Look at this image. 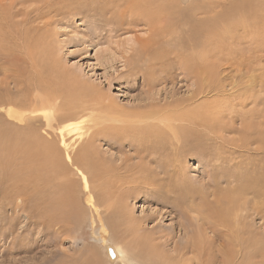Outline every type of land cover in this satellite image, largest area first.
Returning a JSON list of instances; mask_svg holds the SVG:
<instances>
[{
    "label": "rangeland",
    "instance_id": "rangeland-1",
    "mask_svg": "<svg viewBox=\"0 0 264 264\" xmlns=\"http://www.w3.org/2000/svg\"><path fill=\"white\" fill-rule=\"evenodd\" d=\"M123 1L0 0V264H111L107 247L132 240L121 238L113 209L101 203L114 177L82 178L65 157L60 129L72 112L73 122H84V143L109 131L95 141L99 165L125 166L118 167L124 174L149 162L170 180L183 173L197 197L185 199L176 186L170 198L158 185L132 192L127 213L146 236L156 232L159 246L132 257L125 248L115 264H226L225 249L241 231L236 223L247 227L253 250L243 243L248 250L236 252L234 244L230 264H264L257 253L264 248V0H154L163 17L154 23ZM204 55L205 70L194 73ZM206 71L210 89V81L201 84ZM10 107L25 112L27 123L9 120ZM156 123L160 143L144 152L133 137ZM39 137L59 147L73 176L60 174L44 150L27 155ZM72 139L65 135L75 158L81 143ZM223 193L244 210L231 218L234 227L217 218L234 206L220 201ZM52 201L71 212L69 222L47 223L46 212L57 209ZM193 234L202 250L193 248Z\"/></svg>",
    "mask_w": 264,
    "mask_h": 264
},
{
    "label": "bare ground",
    "instance_id": "bare-ground-1",
    "mask_svg": "<svg viewBox=\"0 0 264 264\" xmlns=\"http://www.w3.org/2000/svg\"><path fill=\"white\" fill-rule=\"evenodd\" d=\"M121 1V0H120ZM123 1V0H122ZM124 2V1H123ZM126 2V1H125ZM141 2H144L145 4H147V5H144V4H142ZM119 3H121V2H119ZM155 2H154V0H140V2H138L137 0H128L127 1V4L128 5H130L129 7L130 8H132L131 6L132 5H134V9H136L135 8V6H137V8L140 10V12H138L139 13V15L141 14V15H144L145 17H148V18H155V21H153V23L154 22H157V21H159V20H161L163 17H162V15H161V7L160 6H158L156 3L154 4ZM124 6H126V5H124ZM167 6H165L164 8L167 10V8H166ZM128 9V8H127ZM133 9V8H132ZM137 9V10H138ZM131 10V9H130ZM138 10V11H139ZM127 11V10H126ZM132 11V10H131ZM130 12V11H129ZM135 12H136V10H135ZM132 13H133V11H132ZM137 13V14H138ZM127 14V13H126ZM166 14V13H165ZM164 16H166V15H164ZM157 27V26H156ZM155 28V27H154ZM199 29V28H198ZM160 30H161V28H160ZM158 36V35H157ZM208 36H210V35H208ZM207 39V38H206ZM209 40V39H208ZM192 42V41H191ZM199 42V41H198ZM205 42V41H204ZM182 49V48H181ZM178 50H180V49H178ZM155 53V52H154ZM158 56V55H157ZM196 57V56H195ZM207 56L206 55H204V56H202V57H200L199 56V58H198V64L196 65V68H193L192 67V70H193V72L195 73V72H198V71H201V70H205L204 68H205V58H206ZM158 58V57H157ZM191 58V61H194V60H197V58H194V57H190ZM201 58H203V60L201 59ZM209 60V59H208ZM202 62V63H201ZM162 71V70H161ZM209 72L211 73V75L213 76V74H212V72L211 71H206V72H203V73H207V75H208V77H207V79H204V80H202V82H201V84H204V85H207V81L209 82V86H208V88L210 89V87L212 86V84L211 83H213V80L209 77ZM156 75V74H155ZM201 75V74H200ZM205 75V74H204ZM216 78V77H215ZM201 80V79H200ZM215 80V79H214ZM216 86V85H215ZM206 90V89H205ZM204 93V92H203ZM200 94V93H199ZM85 98V97H84ZM230 102V101H229ZM183 103V102H182ZM72 104V103H71ZM74 104V103H73ZM80 106H81V104H80ZM21 110V109H20ZM20 110H17V108H12V107H10L9 109H8V112L6 113L7 114V117L9 118V120H12L13 122H15V123H17V124H19V125H24V124H26L27 123V114L25 113V112H23L22 110L20 111ZM163 111V110H162ZM189 111V110H188ZM27 112V111H26ZM72 112V111H71ZM28 113V112H27ZM148 113V112H147ZM169 113V112H168ZM196 113V112H195ZM77 114V113H76ZM167 114V113H166ZM197 114V113H196ZM201 114V113H200ZM78 115H80V114H78ZM155 115V114H154ZM161 115V114H160ZM159 115V116H160ZM149 116V115H148ZM217 116H218V114H217ZM66 118H63L64 120L66 119L67 121L63 124V125H61L62 127H61V129H60V135L62 136V138H61V141H62V146L65 148V150H66V154H65V157H66V159L68 160V161H70L71 162V166H74V168H76L77 169V173H80V175H81V177L83 178L84 176H86V177H89L91 180H96V179H100L101 177H106V176H111V177H114V180H112L113 181V183H110V184H108L106 181H104L103 182V185L104 184H106L107 183V185H104L103 186V188L106 190V189H109V191H107V192H105V198H103L102 200H101V203H103V204H106L107 206H109V207H111V209H113L110 213H109V217H111V218H114L115 217V219H114V222H112V225H114V227H117V228H120V227H123V231H122V233H121V238H123V240H125V239H128V238H132V240L130 239V242H128V244L127 245H125V248H127L128 250H129V252H127L126 250H125V248H123V247H121V245H119V244H117V242H114V246H108L107 247V250H108V253H109V257H110V263L111 264H115V263H117L118 261L120 262V261H122L124 258H126L125 256H127L125 253L127 252V253H130V255H131V257L133 256L132 255V253L133 252H135L136 250H139V249H145L146 248V246L147 245H149V243H153V244H155V245H153L152 244V246H154V247H158L159 246V243H158V239L155 237V235H157V234H155L156 232L154 231V230H151V232H150V234H152L153 235V237H152V235H150V236H146L145 235V233H147V231L145 232V229H144V225L143 224H141V223H139V222H137L134 218H133V216L132 215H130V214H128L127 212H129V205H128V199H130L131 198V195H133V193L134 194H136V192L138 191L139 192V188H144V187H150L151 188V190L152 191H154V190H157V186L156 185H158V190H160V192H161V194L163 195H165V196H167L168 198H170L169 197V195H167V193L168 192H170L171 191V189L174 187V186H176V187H178L179 188V190H181V192H182V196L186 199H188L189 200V197H191V195L193 194V192H192V188H191V185L189 184V181L187 182V180H186V176L184 177V176H182V174L180 175L179 174V176L175 179V178H173V179H169V177H168V179L167 178H164V177H160V175L159 174H154L153 173V169H151L150 167V163L148 162H146V164H143V162L141 163L142 165H140L139 163V166L138 167H134V168H131V169H127L126 171H123L124 172V174H121V173H119V170L122 168L121 166V168L119 167V166H116V167H112V166H107V167H103L102 165H99L98 164V156H97V152H96V150H95V148H96V140L99 138V137H102L101 135H103V134H105V135H109V134H106L107 132H109V131H101V130H99V131H97V133H94L93 132V134H92V136L89 138L90 139V141L89 142H86V143H84L85 141H82L83 140V138L82 137H84L85 136V133H84V131H83V126H82V123H84V122H82V121H80V122H73L75 119H78L79 118V116H78V118H77V115H75V113L73 114V112L68 116H65ZM154 117H157V119H158V121L159 122H162L163 120H162V116L161 117H158V116H154ZM198 117H200L199 115L197 116V118ZM152 119V118H151ZM172 121H174L175 119L173 118V119H171ZM165 122V121H164ZM216 125V124H215ZM158 126H161L160 125V123H156V124H151L150 126H149V129H147V130H143V131H141V133H139L138 135H136L135 134V136L133 137V138H135L137 141H138V144L139 143H141V144H139L140 146L141 145H143V146H138V147H140L141 148V150L142 151H148V150H151L152 149V147H153V145L154 144H159L160 143V140L157 138V137H159V135H161V134H156L155 132V129L156 130H158ZM171 128V127H170ZM104 129V128H103ZM175 129V128H174ZM199 129V128H198ZM110 130V129H109ZM171 130V129H170ZM173 130V129H172ZM17 131V130H16ZM19 131V130H18ZM17 131V132H18ZM31 131V130H30ZM101 131V132H100ZM113 131V130H112ZM115 131V130H114ZM138 131H140V130H138ZM31 132H33V130L31 131ZM116 132H119V131H117L116 130ZM115 132V133H116ZM137 132V131H136ZM181 132V131H180ZM212 132H213V130H212ZM220 132V131H219ZM121 133V132H120ZM119 133V134H120ZM126 133H128V132H126ZM131 133V132H130ZM172 133L174 134V136H175V138L177 139V140H179V137L177 136V134H176V132H174V131H172ZM16 134V133H15ZM28 134V133H27ZM37 134V133H36ZM87 134V133H86ZM111 134V133H110ZM65 135L66 136H71L72 138H76V141H75V144L74 145H76V143L77 142H79V143H81L80 144V146L77 148L78 150H77V155L75 156V158H72V157H74V156H70V154H71V152H70V154H69V152L67 151L68 149H69V144H67V142L64 140V138H65ZM123 135H124V133H123ZM39 136V135H38ZM46 136H47V134H46ZM119 136H121V135H119ZM124 136H126V134L124 135ZM132 136H133V134H132ZM13 137H15V136H13ZM35 137H37V136H35ZM127 137H130V135L128 136L127 135ZM18 138V137H17ZM16 138V139H17ZM133 138H131V139H133ZM19 139V138H18ZM33 139V138H32ZM74 139H72V140H74ZM130 139V140H131ZM28 140V139H27ZM82 142H81V141ZM18 141V140H17ZM29 141V140H28ZM30 141H32V140H30ZM29 141V142H30ZM33 141H34V139H33ZM37 142H36V144L34 143L33 144V146H35L34 148H37V150L35 151V152H29L27 155L28 156H35L36 155V153L38 152V154H39V152L41 151V150H44V151H46L48 154H49V156H50V160H52V162L57 166V170H59L60 171V174L61 173H63V174H69V175H72L73 176V174H71V170L72 169H69V163H65L64 161H63V156L61 155V153H60V151H59V147H57L56 145H54V143H52L51 141H48L47 139H45V138H41V137H39L37 140H36ZM88 141V140H87ZM35 142V141H34ZM31 143V142H30ZM215 144V143H214ZM60 145V144H59ZM147 145H151L150 147H148V150H147ZM61 146V148H63ZM73 148V149H72ZM71 149L74 151V146H71ZM137 149H139V148H137ZM150 152V151H149ZM65 153V152H64ZM40 155H42V154H40ZM45 155H47V154H45ZM145 155H146V153H145ZM39 156V155H38ZM48 157V156H47ZM64 157V158H65ZM71 158H72V160H71ZM210 158V157H209ZM18 159V158H17ZM24 159H26V158H21V159H18V161L20 160V162L21 161H23ZM43 159H45V158H43ZM66 159H64V160H66ZM66 160V161H67ZM29 161V160H28ZM46 161V160H45ZM67 161V162H68ZM50 162V161H49ZM51 162V163H52ZM38 163V162H37ZM63 163H65V165H66V167H65V165H63ZM41 165H43V164H41ZM148 165V166H147ZM44 166V165H43ZM48 166H50L49 164H48ZM56 166H55V168H56ZM64 166V167H63ZM120 169H119V168ZM125 167V166H124ZM123 167V168H124ZM179 167V166H178ZM122 168V169H123ZM179 168H181V166L179 167ZM44 169V168H43ZM121 169V170H122ZM74 170V169H73ZM120 170V171H121ZM122 172V171H121ZM57 174H59V172L57 173ZM63 174H62V176H63ZM78 175V174H77ZM185 175V174H184ZM61 176V177H62ZM79 176V175H78ZM60 177V176H59ZM67 177V176H66ZM79 179V178H78ZM85 179V178H84ZM159 179H162L163 181H165V183L164 184H159L158 182H156L157 180H159ZM60 180V179H59ZM241 180V179H240ZM66 181H68V180H66ZM111 182V181H110ZM67 183V182H66ZM69 183V182H68ZM72 184H73V182H71ZM65 184V183H64ZM70 184V183H69ZM69 184L67 185V187L69 186ZM99 184V183H98ZM102 184V183H101ZM257 184V183H256ZM65 185V186H66ZM97 185V184H96ZM258 185V184H257ZM74 186V185H73ZM92 187L94 188V186H93V184H92ZM97 187H99V185H97ZM97 187H95V188H97ZM193 187V186H192ZM149 188V189H150ZM187 188H191V189H187ZM195 188V187H194ZM253 188V187H252ZM198 190H200L199 192H201L202 190L201 189H199V188H197ZM229 189H230V187H229ZM260 189V188H259ZM224 190V189H223ZM222 190V191H223ZM226 190V189H225ZM175 191V190H174ZM212 191V190H211ZM227 191V190H226ZM225 191V192H226ZM239 191V190H238ZM237 191V192H238ZM133 192V193H132ZM177 193H178V191H176ZM196 192V191H195ZM195 192H194V194H195ZM198 192V191H197ZM229 192V190L226 192V193H228ZM232 192V191H231ZM250 192V191H249ZM65 193H67V192H65ZM219 193V192H218ZM222 193V192H221ZM221 193H220V195H221ZM224 194L223 193V196H221V197H219V196H217V197H219V199H220V201L222 202V200H227L229 203H233L232 201H233V199H235V198H233V196H231V193H229V194ZM245 193V192H244ZM61 194V193H60ZM200 195H198V196H201L202 194L201 193H199ZM204 194V193H203ZM247 194V193H246ZM257 194V193H256ZM195 195H197V193L195 194ZM219 195V194H218ZM66 196H68V195H66ZM69 196H71V195H69ZM175 197H174V199L175 200H177V196L178 195H174ZM180 196V195H179ZM204 196V195H203ZM242 196V195H241ZM52 197L54 198V196L52 195ZM193 197H195L194 195H193ZM193 197H191V198H193ZM216 197V196H215ZM216 197V198H217ZM236 197V196H235ZM243 197V196H242ZM133 198V197H132ZM182 198V197H181ZM191 198H190V200H191ZM197 197H195V199H196ZM200 198V197H199ZM204 198L206 199V196H204ZM237 198V197H236ZM50 199V198H49ZM63 199V198H62ZM68 199V198H67ZM201 199H203V197H201L200 198V200ZM51 200V199H50ZM183 200V199H182ZM216 200V199H215ZM63 201V200H62ZM69 201V200H68ZM68 201H67V205L69 204L68 203ZM178 201V200H177ZM181 201V200H180ZM194 201V200H193ZM204 201V199L202 200V202ZM206 201H207V199H206ZM57 202V201H56ZM54 202V201H52L49 205L50 206H52L53 208L54 207H57V209H54V210H52V211H50V212H46V210L44 211V213L46 212L47 213V217L45 216V218L47 219V223L48 222H50V223H55V224H57L56 222L58 221V220H61V221H70V217H71V219H72V216L70 215L71 214V212H69V211H67V212H64V210H59L58 208H60V205H59V203L57 202ZM100 202V201H99ZM183 202H184V200H183ZM188 202V201H187ZM219 202V201H218ZM227 202V203H228ZM217 203V202H216ZM228 203V204H229ZM236 201H235V203H233V205L235 204L236 205ZM239 203V202H238ZM237 203V204H238ZM180 204V203H179ZM178 203L176 204V206H174L175 208L177 207V205H179ZM219 204H220V202H219ZM222 204V203H221ZM220 204V205H221ZM174 205V204H173ZM223 205V204H222ZM232 206V205H230L229 204V207L230 206H232V207H230V209H228V205L226 206H224L223 208H224V211L223 212H220V214H218L217 213V215H218V219L220 220V222H222V223H224L225 224V226H230L231 224L230 223H236V221H232V219L233 220H235V218H237L236 216H237V214H238V212H239V206L238 207H236V206ZM105 206V205H104ZM117 207V209L115 208H113V207ZM179 206H181V205H179ZM194 206V205H193ZM182 207V206H181ZM217 207L219 208V206L217 205ZM235 207V208H234ZM179 208V207H178ZM196 208V207H195ZM221 208V207H220ZM237 208L239 209V210H237ZM62 209V208H61ZM107 209H109L108 207H107ZM110 209V210H111ZM174 209V208H173ZM211 209V208H210ZM222 209V208H221ZM48 210H49V208H48ZM69 210V209H68ZM187 210V209H186ZM212 210H214V209H212ZM220 210V209H219ZM223 210V209H222ZM75 211V210H74ZM109 210H107V212H108ZM215 211V210H214ZM217 212H218V209L216 210ZM242 211H244V210H240V212L242 213ZM68 212H69V214H68ZM185 212V211H184ZM183 212V213H184ZM191 212V211H190ZM195 212V211H194ZM239 212V213H240ZM186 213V212H185ZM185 213H184V216H186L185 215ZM188 213V212H187ZM196 213V212H195ZM214 213V212H213ZM212 213V214H213ZM237 213V214H236ZM215 214V213H214ZM243 214V213H242ZM74 215V214H73ZM236 215V216H235ZM189 216V215H188ZM234 216V217H233ZM240 216V215H239ZM238 216V220H240V217ZM245 216V215H244ZM53 217V218H52ZM78 217V216H77ZM83 217V216H82ZM52 218V219H51ZM76 218V217H75ZM232 218V219H231ZM243 218H246V217H243V215H242V217H241V219H243ZM237 220V219H236ZM237 220V221H238ZM204 221V220H203ZM242 221V220H241ZM247 222V221H246ZM44 223V222H43ZM72 223V222H71ZM75 224V223H74ZM236 224H238L239 226H240V228H241V231H239V235H238V237H237V235H236V233H238V232H235V235H236V237H234L235 238V240H236V242L234 243H231L230 245H228L227 246V249H225V250H227V252H226V264H230L231 263V260H232V257H231V255L232 254H230L229 253V251H233L234 250V248L237 246L238 247V249H235L236 250V252H237V250H239V249H243V251L244 250H248V248H252V250H253V244H252V242H251V238H250V236H251V234H250V232L248 231V229H247V227H245V226H243V225H241V224H239V223H236ZM63 225V224H62ZM143 225V226H142ZM233 225H231L230 227H232ZM237 226V225H236ZM235 226V227H236ZM66 227V226H65ZM230 227H228V228H230ZM234 227V226H233ZM239 228V227H238ZM232 229V228H231ZM231 229H229L230 231L228 232V233H232V230ZM236 229V228H235ZM158 230V229H157ZM240 230V229H239ZM236 231V230H235ZM237 231H238V229H237ZM155 232V233H154ZM234 232V231H233ZM120 234V233H119ZM124 235V236H123ZM229 235H232V234H229ZM193 236H194V234H193ZM233 236V235H232ZM195 237V245L193 246L192 244V246H193V248H195V249H198V250H202V249H200V246L202 245V241H201V239H200V235H198V234H196V236H194ZM120 238V237H119ZM119 238H118V240H119ZM258 239V238H257ZM257 239H252V240H257ZM122 240V239H121ZM160 240H162V239H160ZM203 240V239H202ZM234 240V239H233ZM157 241V242H156ZM167 241V240H166ZM264 240H262V242H263ZM123 242V241H122ZM168 242V241H167ZM262 242H260L261 243V246H262ZM243 243H245L246 244V246L248 247V248H246L245 249V246H243L244 244ZM256 243V242H255ZM150 244V245H151ZM161 244V243H160ZM190 244V243H189ZM234 244L236 245L235 247H234ZM243 244V245H242ZM257 245H256V248H258V242L256 243ZM166 245V244H165ZM264 245V244H263ZM127 246V247H126ZM151 247V246H150ZM184 247V246H183ZM183 247L181 246V251H183L184 249H185V247H184V249H183ZM241 247V248H240ZM202 248V247H201ZM259 248H260V246H259ZM54 249V248H53ZM149 249V248H148ZM176 249V248H175ZM174 249V250H175ZM177 249H178V247H177ZM176 249V250H177ZM194 249V250H195ZM152 250V249H151ZM180 250V249H179ZM235 250H234V253H235ZM250 250V249H249ZM185 251V250H184ZM242 251V250H241ZM256 251V250H255ZM138 252H140V251H138ZM149 253V252H148ZM181 252H179L178 251V254H180ZM257 253H259L261 256H262V260H263V262H264V248H261V250H260V252H257ZM240 254H243V252L242 253H240ZM150 255V254H149ZM148 255V256H149ZM209 255V254H208ZM235 255H236V253H235ZM108 256V255H107ZM182 257L184 256V254L182 253V255H181ZM238 255H236V257H237ZM168 257V256H167ZM240 257V256H239ZM243 257V256H242ZM145 258V257H144ZM148 258V257H147ZM149 258H150V256H149ZM180 258V257H179ZM34 259V258H33ZM132 259V258H131ZM155 259H157V257L155 258ZM154 259V260H155ZM168 259V258H167ZM242 259V258H241ZM241 259H240V263H241ZM255 259V258H254ZM159 260V259H158ZM163 260H165V259H163ZM180 260V259H179ZM261 260V259H260ZM235 261V260H234ZM259 261V260H258ZM157 262V261H156ZM160 263H162L161 261H159ZM237 262H239L238 260H237ZM256 262V261H255ZM184 263V262H183ZM186 263V262H185ZM235 263V262H234ZM257 263V262H256ZM123 264H130L129 262H128V260L126 261H123ZM175 264V263H174ZM243 264V263H242ZM248 264H250V263H248ZM255 264V263H254Z\"/></svg>",
    "mask_w": 264,
    "mask_h": 264
}]
</instances>
